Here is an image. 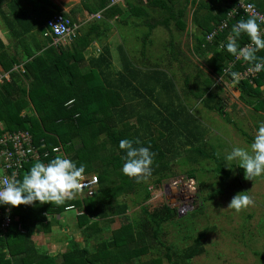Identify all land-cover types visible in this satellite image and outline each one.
Returning a JSON list of instances; mask_svg holds the SVG:
<instances>
[{"label": "trees", "instance_id": "16d2710c", "mask_svg": "<svg viewBox=\"0 0 264 264\" xmlns=\"http://www.w3.org/2000/svg\"><path fill=\"white\" fill-rule=\"evenodd\" d=\"M111 1L82 0V5L90 14L102 13L107 19L124 11L128 13L125 19L134 15L144 17V24L148 27L145 35L149 43L154 29L161 26L171 31L169 47L166 48L168 63L163 68L164 82L155 79L157 74H161V67L153 70L144 65L145 70L141 72L142 68L139 69L127 57L124 60L125 74L112 71L111 51L108 44L103 42L108 40L111 31L109 22L95 21L85 27L80 26L71 46L67 48L54 44L53 35L46 36L47 22L55 15L62 14L75 25L76 13H62L51 0H13L10 8L14 10L11 16L14 20H8L7 15L2 16L4 22L8 21L9 31L19 43L20 52L16 50V55H7L0 41V64L10 76L8 81L0 84V135L27 131L39 152V160L24 164L17 180H22L35 162L46 164L56 156H66L78 166L81 163L85 165L83 176L97 174L100 192L92 198L80 200L74 197L59 206L51 203L41 205L39 202L14 208L8 206L12 211V223L6 233L0 231V264H153L152 260L143 262L142 257L158 245L165 246L160 237L163 224L176 217L172 214L173 210L163 206L151 214L145 205L141 208L144 218L129 222L119 230H112L115 219L128 220L130 206L126 201L120 203L114 200L134 194V204H145L151 198L147 182L156 178L154 183L160 185L168 177L169 166L180 162L184 166H193L214 161V171L222 184L232 176L234 167L244 172L235 164H231L230 169L225 166V159L219 155L218 147L205 139L206 129H202V125L193 119L186 103L181 101L177 87L179 78L183 80L185 96L192 94L197 100L201 99L204 106L210 105L214 99L210 92L213 82L209 77H204L208 81L200 82L202 73L196 67L191 70V61L184 58L185 61L177 63L174 54L181 50L175 44L172 28L179 30L180 34L186 31L187 7L191 5L195 29L191 33L194 38L193 54L208 60L207 65L214 76L233 81V72L243 74L256 62L264 64V50L256 52V60L249 63L229 54L223 47L232 34V27L241 18H249L239 8L240 3L251 4L264 15V0H138L139 4L136 0V3L134 0H123L127 5L126 10L120 3L111 6ZM34 9L36 13L32 14ZM235 9L237 14H233ZM151 12L155 13L154 17ZM224 24L227 26L219 30ZM215 31L217 35L208 41V36ZM94 43L101 45L99 54L86 57ZM237 46H250L249 38L241 35L237 39ZM143 54L148 62L147 52ZM74 63L76 66L72 67ZM175 63L179 65L174 67ZM186 66L189 68L187 72L184 71ZM139 73H145L142 89L148 95L154 97L155 92L160 91V97L157 96L155 100L159 109H154L155 114L151 116L142 115L141 111L148 107V110H152L151 100L154 98L132 99L131 94H126L139 93V87L130 81ZM195 74L196 77L200 74V77L196 78ZM111 80L115 83H111ZM125 81L127 84H124ZM236 89L240 92L241 102L253 106L255 112H264V69L238 81ZM205 94L207 100L202 99ZM122 139L133 140L137 147H150L154 154L150 173L140 182L121 171L123 153L119 149V142ZM136 141L139 143L136 144ZM187 176L196 180L197 172L192 170ZM200 185L204 183L200 182ZM222 192L219 190L216 194ZM216 194L202 200V206L193 214H201L204 203L212 200ZM108 198L114 204L111 206L113 217L108 215L109 209L102 206ZM71 211L79 212L76 226L82 233L84 246L65 234L62 242L68 241L67 251L55 256L46 253L36 244L35 234L37 231L52 232L54 224L60 225L58 217ZM123 227H127L128 239ZM211 230L205 228L200 231L194 244L183 249L166 246L165 258L168 263L191 264L194 258L204 253L203 239ZM93 239L95 242L101 239V249H90Z\"/></svg>", "mask_w": 264, "mask_h": 264}, {"label": "rangeland", "instance_id": "374dc122", "mask_svg": "<svg viewBox=\"0 0 264 264\" xmlns=\"http://www.w3.org/2000/svg\"><path fill=\"white\" fill-rule=\"evenodd\" d=\"M0 1L2 4V8H0L8 12L7 4L10 0ZM52 1L63 12H69L74 7L81 6L80 0ZM136 1L138 2V0ZM190 11H192L191 5H188L187 28L190 26L193 27ZM31 13H36V10H32ZM151 14L153 17L155 16L154 12H151ZM9 19L14 20L11 16H8V20ZM83 21H86V13L78 18L76 25L78 27L83 26L86 24L83 23ZM0 23L3 24V21H0ZM17 28L19 27L17 26ZM139 29L146 30L147 28H145L144 25H141L139 26ZM172 30L175 44H177V47L181 50V54L179 52L174 54V59L178 61L176 62L181 63L187 59L200 67L197 68L198 72L202 73L203 71L208 75L210 73L206 67L208 60L197 58L192 52L194 38L191 32L195 31L194 28L191 29V31L186 29V31L181 34L179 33V30L174 28H172ZM152 32L154 34V37L152 36V38L153 40L155 38L156 43L152 47V50L148 49V58L151 59L152 57H155V62L164 68L168 63L169 54L166 48L169 47L167 45L171 40L172 34L171 31L161 26L154 29ZM11 36L9 34L8 39L11 38ZM11 48L12 47L10 46V49L7 48L5 51L11 54ZM93 50L95 51V49ZM90 53L91 52L89 51V54ZM210 57L211 55H209V58ZM200 60L204 64L201 63ZM178 65L179 64H176L174 67ZM71 66L75 67L76 64L74 63V65L72 64ZM185 68L186 69H184V71L187 72L189 68L187 66ZM202 76L203 77H200V74H197V77H200L199 81H202V79L206 77L203 73ZM239 78L240 80L244 79L241 78V76H239ZM181 79L182 78L178 79V88L180 90L182 89V86H184L183 81H180ZM225 82L227 92L225 101L227 108H231L233 106L238 107V109L243 108L239 115L236 114L233 116L235 119L233 120L236 122L237 127H227L225 125L222 126V123L220 122H212L214 120L210 119L214 118L213 115L209 118L203 109H200L203 110L202 113L198 108L199 113H197L193 104L188 103V105H186V108L192 114L193 119L198 121L202 125V129H206L208 132L209 135H207L205 139L209 143H212V145L215 144L218 147L219 155L224 157V159L233 146L248 148L253 141L258 122L264 121V112H257L254 116L257 118L259 117L260 120H254L252 122L249 116L245 114L249 112L254 113L253 106L249 107L246 103L239 100V93L235 91L236 82L231 84L228 78ZM217 84H222V82L217 81L214 86ZM178 93L179 92L177 91V95ZM181 98L184 99L185 96H181ZM184 100L181 101L184 103ZM242 103L245 106L242 105ZM201 104V107H204L203 102ZM145 111L146 114H153V111L151 110ZM214 116L215 120L222 119L218 115ZM211 123L213 124V127ZM230 128H232L231 131ZM218 145L221 146L219 147ZM231 164H235V162H231L227 166L230 167ZM215 169L216 164L214 161H204L193 166H184L181 162L180 164H171L169 166V172L166 173L168 176L167 179H164L160 185H156L154 183L156 178L147 182L150 186L149 190L151 191V198L145 204H134V194H131L130 197H118V200H114L119 202L126 201L130 206L127 212L128 220L122 218L115 219L116 221L113 225H111V229L119 230L122 226H127L129 222L144 218L145 215L143 214L141 208L145 205L148 206V212L151 214L155 211H159L163 206H168L175 212L176 217L173 221L165 222L163 224L160 239L162 242L164 241L163 243H165V246L158 245L154 250L142 257L143 262L152 260L153 264H169L165 258V254L167 253L166 246H174L173 248L176 250V248L183 249L193 245L197 234L205 228H210L212 230L203 239L204 253L201 256L194 258V260L191 261V264H264V177H258L254 181L246 180L244 172H240L237 167H234L232 170V176L222 184L214 171ZM192 170L197 172L196 180L189 179L187 176V173ZM200 182H203L204 185L201 186ZM219 190L223 191L222 194H216ZM242 192H245V194L250 197L251 202L248 207L241 210L239 213L234 210L227 209L232 198ZM212 194L216 195H214L212 200L204 203L205 206L203 208V212L201 214H193L198 212L199 208L202 206V200ZM79 199H85V197H81ZM102 206L109 209L108 215L111 217L115 216L113 210L111 209V206H114L111 198L106 199ZM75 213L76 211L66 212L62 216V219H60L61 224L59 223L60 225L58 226L54 224L52 232H42L40 236H37V242L40 243L41 246H44L49 254L55 255L52 251H55V249L59 248V246L61 247V245L62 247L60 251L57 250L58 252H56L58 255L68 249V241L64 240L62 242V237L65 234L66 237H71L73 240L84 246V238L76 226L77 222ZM105 223L106 221L100 226H104ZM123 228L125 229L127 227ZM125 231L126 239H128L129 234L127 229H125ZM91 244L90 249H101V239H99L98 242H95L93 239Z\"/></svg>", "mask_w": 264, "mask_h": 264}, {"label": "clouds", "instance_id": "9594fccd", "mask_svg": "<svg viewBox=\"0 0 264 264\" xmlns=\"http://www.w3.org/2000/svg\"><path fill=\"white\" fill-rule=\"evenodd\" d=\"M121 2L122 0H112L111 6ZM248 7L251 8L252 5ZM97 18L101 19V14L97 15ZM262 33L264 28L260 27L255 17L241 18L232 27V34L223 47L229 54L243 58L245 62L253 63L256 60L255 53L264 50ZM241 35L249 38V47L238 48L237 39ZM262 69L264 64L256 62L250 71L259 72ZM231 75L234 81H238L237 72ZM119 149L123 153L121 171L125 176L140 182L150 173L154 155L150 147H137L134 146L133 140L122 139L119 142ZM231 162H235L236 166L244 170L246 180L254 181L258 177H264V121L258 122L253 141L248 148L233 146L226 154L225 166L228 167L227 165ZM85 170L84 164L81 163L78 166L75 161L66 156H56L46 164L35 162L22 180H17L14 174L11 178L0 180V206L8 205L14 208L20 205H33L36 202L41 205L45 203L62 205L67 200L73 199L84 187L81 179ZM250 202V197L242 192L232 198L227 209L239 213L247 208Z\"/></svg>", "mask_w": 264, "mask_h": 264}, {"label": "crops", "instance_id": "0c3cea01", "mask_svg": "<svg viewBox=\"0 0 264 264\" xmlns=\"http://www.w3.org/2000/svg\"><path fill=\"white\" fill-rule=\"evenodd\" d=\"M12 1L13 0H10V2L7 4L8 5V12L4 11L3 9H1L2 8V6H1L2 4H1V1H0V7H1L0 8V15H1V17L3 15L12 16V14L14 12V10H11V8H10V3ZM80 2H81V6L74 7L69 12H63L62 10H61V12L62 13H68V14L71 13V12H75L76 13V22H78V18L80 16H83L84 13H86V21H83V23H86V24L81 26V28L85 27V25H87V24H89L91 22H95V21L109 22V25L111 26V31L109 33V37H107L108 40H105L103 42L107 43L109 48H110L111 57H112L111 66H112V71L115 74H125L124 73V68H125V66H124V62L125 61L124 60H126V57H127L128 59L130 58L136 64V66L139 69L142 68L141 72H143L145 70L144 67H148V68H151L153 70H159L158 67H161L160 70H159L161 72V74L160 75L157 74L158 77L156 75L155 79H158L159 81L164 82L163 67L155 62L156 58L152 57L151 59H148V62L146 61V59L143 58V55H144L143 53L144 52H148V49L152 50V47L156 43L155 42V38H154V40L152 38V36L154 37L153 32H152L151 38H150V42L151 43H149L148 40L146 39V35L145 34L148 32V27L145 26V24H144V20H143L144 17L143 18H139L138 16L134 15V16H131L128 19H125L126 17H128L127 16L128 13H126V11H124L122 14H119L116 17L114 16V17H110V19H107V17H105V15L102 14V13L90 14L88 11H86L84 9V7L82 5V0H80ZM119 5H121L125 10L127 9V5H126L125 1L124 2L122 1V3H120ZM190 12H191V19H192L193 10L190 11ZM190 12H189V14H190ZM99 14H101V19L97 18V15H99ZM1 17H0V21H3V24L0 23V41L5 46L6 49L7 48L10 49V46H11L12 47L11 48L12 49L11 55H16V53H17L16 50L19 51V49H18L19 48V45H18L19 43H17V41L14 39L13 35L11 36V31H9L10 30L9 29L10 26L8 25V21L4 22V19L1 18ZM141 25H144V27L147 28V29L146 30L145 29H142V30L139 29V26H141ZM193 28L194 27L190 26L189 28H187V30L191 31V29H193ZM9 34H10L11 38L8 39ZM103 39H104V37H103ZM12 42H13V46H12ZM32 46L33 45H30V47H32ZM69 46H71V44L67 45L66 47L68 48ZM93 49H95V51ZM1 50L2 49L0 48V52H1ZM98 50H101V45L98 44V43H94L89 48V50L87 51L86 57H90V56L96 57L98 55V53H99ZM89 51L92 54L91 53L89 54ZM7 55H9V53ZM200 62L203 63L201 60H200ZM144 65H147V66H144ZM188 65H189V63H188ZM195 67L196 68H200V67H198L197 65H195L194 63L191 62V69L195 70ZM206 67H207V69L209 70L210 73L208 75L205 74L203 71H202V73H203V75H206V77H209L208 79L212 80V82H213L210 92L213 94L214 99L210 103V105L201 107V105H202L201 104L202 102L200 101L201 99L197 100L195 97L192 96V94H189V95L185 96L186 94H185V91L183 89L184 86H182L181 90L178 88L180 90V96H185V98H184L185 100L182 99V98L181 99L184 100V103H186V105H188V103L189 104H193V106H194V108H195L197 113H199L198 111L200 109H203L204 112L209 116V118H210L211 115H213L214 118L210 119V120H214L212 122H216V123L220 122V123H222V126L225 125L227 127H231V126L236 127L237 124L234 121L235 119L233 118V116L236 115V114L239 115L243 108L242 109H238V107H235V106H233L231 108H227L226 101H225L226 93H227L226 92V88H225V83H226L225 80H226V78L225 77H220L221 79H215V78H219V77L214 76L212 74V70H210V68L207 65H206ZM0 75H8L9 76V74L4 71L3 67L1 66V64H0ZM144 76H145V73H139L135 77V79L132 80V78H130V81H132L134 83V86L139 87V93H136V91H135V92H126V94H131V98L132 99H135V98H139V99H142V98H154L153 100H151L153 102V109L151 111H153L152 115H154L155 114V110L154 109H157V110L159 109L158 103L155 100H156L157 96H159V92L160 91L159 92H155L154 97H152L151 95H148L147 92H145V90L142 89V84L145 83V81H144L145 77ZM9 78H10V76H9ZM202 80H205L204 82L208 81L206 79H202ZM180 81L182 82L183 80H180ZM217 81H221L222 84H217V85L214 86L215 82H217ZM230 82H231V84H233L236 81L233 80V81H230ZM111 83H115L114 80H111ZM124 84H127V81H125ZM177 87H178V84H177ZM235 91H237V93H239V97H240V92L237 89H235ZM140 93L143 94L144 96L139 95ZM206 95L207 94H205L202 97V99L207 100ZM242 105H244V104L242 103ZM198 108H199V110H198ZM148 109H150V107H148L147 109H142L144 111H141V114H146L145 110H148ZM203 110H200V112L203 113ZM213 113H215V114H213ZM255 113H257V112H255V111H254V113L249 112V113H246L245 115L249 116V118L252 120V122L254 120L255 121L260 120L259 117L257 118V117L254 116ZM147 115L151 116V113H147ZM214 115H218L222 119L219 118L220 120H218V119L215 120V116ZM242 115H244V114H242ZM211 125L213 127L212 123H211ZM218 127H219V125H218ZM231 130H232V128H230V131ZM207 135H209L208 132H207ZM207 135H206V137H207ZM75 197L76 198H80L78 195H76ZM78 213L79 212L77 211L75 213V215H77ZM58 219L60 220V219H62V217L60 216V217H58ZM62 222H64V221H62ZM60 224H61V220H60ZM41 233L42 232L37 231V234H35V236H36L35 237L36 238L35 239L36 244L42 250H44V251H46V253H48L46 248L44 246H41L40 243L37 242V236H40ZM61 247H62V245H61ZM61 247L59 246V248L55 249V251H52V253H54L55 255H58V253H56V252L60 251ZM66 251L67 250L63 251L61 254L65 253ZM59 254H60V252H59ZM51 255H53V254H51Z\"/></svg>", "mask_w": 264, "mask_h": 264}, {"label": "built area", "instance_id": "2783aa9c", "mask_svg": "<svg viewBox=\"0 0 264 264\" xmlns=\"http://www.w3.org/2000/svg\"><path fill=\"white\" fill-rule=\"evenodd\" d=\"M249 5L250 4L240 3L239 8H241L248 17H255L261 25V28H264V15L259 13L253 6L249 8ZM233 14H237L236 9ZM47 25L48 29L46 36L53 35L54 44H57L58 46H66L72 43L79 29L76 24L73 25L71 21L66 19L62 14L55 15V17L47 22ZM226 26L227 25L224 24L219 30H223ZM215 35H217V31L208 36V41H211ZM262 35H264V33H262ZM254 73V71L248 70L243 74H239V76L245 79ZM8 80V75H0V84H3ZM238 81H240V78ZM32 160H39V152L35 149L33 145V137L29 132L17 131L0 135V180L11 178L13 174L16 179H18L20 171L24 168V164L30 163ZM81 183L84 187L78 193L80 198H92L98 194L99 180L97 176H83ZM70 209L73 210L72 207ZM11 223V209L8 205L0 206V231L6 233L10 228Z\"/></svg>", "mask_w": 264, "mask_h": 264}, {"label": "water", "instance_id": "95a60500", "mask_svg": "<svg viewBox=\"0 0 264 264\" xmlns=\"http://www.w3.org/2000/svg\"><path fill=\"white\" fill-rule=\"evenodd\" d=\"M172 214L175 215V212L173 211Z\"/></svg>", "mask_w": 264, "mask_h": 264}]
</instances>
